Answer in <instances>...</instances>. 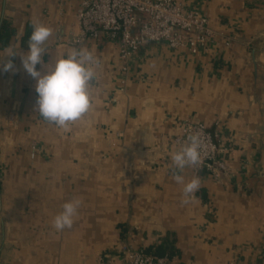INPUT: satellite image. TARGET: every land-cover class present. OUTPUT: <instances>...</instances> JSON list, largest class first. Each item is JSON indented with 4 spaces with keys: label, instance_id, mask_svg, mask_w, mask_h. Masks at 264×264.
I'll use <instances>...</instances> for the list:
<instances>
[{
    "label": "crops",
    "instance_id": "obj_1",
    "mask_svg": "<svg viewBox=\"0 0 264 264\" xmlns=\"http://www.w3.org/2000/svg\"><path fill=\"white\" fill-rule=\"evenodd\" d=\"M179 1L232 43L197 55L147 43L124 74L116 40L81 39L78 0H0V30H15L0 56L26 52L40 22L53 30L45 64L80 48L98 60L92 108L65 130L35 110L20 55L3 58L17 70H0V264H127V245L170 264H264V0ZM186 121L216 133L227 171L174 168ZM174 171L200 178L186 204ZM73 199V226L57 231Z\"/></svg>",
    "mask_w": 264,
    "mask_h": 264
},
{
    "label": "built area",
    "instance_id": "obj_2",
    "mask_svg": "<svg viewBox=\"0 0 264 264\" xmlns=\"http://www.w3.org/2000/svg\"><path fill=\"white\" fill-rule=\"evenodd\" d=\"M76 18L81 39L99 40L107 36L118 42L124 74H127L130 59L147 43H165L197 55L222 39L226 45L234 40L232 34L212 27L207 14L189 8L179 0H78ZM194 132L200 134L204 150L201 164L191 168L196 173L203 169L214 173L227 171L224 148L216 133L205 123L184 122L173 138L176 149ZM124 251L127 264H170L167 256L160 257L143 249L127 245ZM212 264L247 263L233 258Z\"/></svg>",
    "mask_w": 264,
    "mask_h": 264
},
{
    "label": "clouds",
    "instance_id": "obj_3",
    "mask_svg": "<svg viewBox=\"0 0 264 264\" xmlns=\"http://www.w3.org/2000/svg\"><path fill=\"white\" fill-rule=\"evenodd\" d=\"M52 31L48 25L34 22L28 50L26 52L5 50L4 55L0 56V70L15 72L17 69L13 60L8 59L5 62L3 58L20 55L24 70L35 80V91L38 94L35 110L49 124L67 130L92 108V83L97 76L98 60L89 50L80 48L62 52L54 62L45 64L43 56L47 51L44 45L51 37ZM38 64L42 65L43 71L37 69ZM203 150L200 134L198 132L190 134L184 144L171 154L174 168L183 172L186 167L200 165ZM173 178L183 185L181 203H188L201 186L200 178L194 176L185 182L184 177L175 171ZM80 204L81 201L78 199L65 202L63 210L54 217L52 226L57 231L70 229Z\"/></svg>",
    "mask_w": 264,
    "mask_h": 264
},
{
    "label": "trees",
    "instance_id": "obj_4",
    "mask_svg": "<svg viewBox=\"0 0 264 264\" xmlns=\"http://www.w3.org/2000/svg\"><path fill=\"white\" fill-rule=\"evenodd\" d=\"M32 31H33L32 27L28 26L24 38L25 39L30 38ZM14 32H15L14 28L10 27L7 22H4L2 24V28L0 30V47L4 48L9 45V41L11 37L14 35ZM168 256L172 257V254H169Z\"/></svg>",
    "mask_w": 264,
    "mask_h": 264
}]
</instances>
